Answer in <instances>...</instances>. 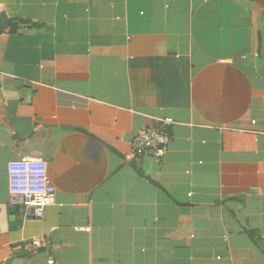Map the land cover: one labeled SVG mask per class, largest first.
Here are the masks:
<instances>
[{
  "label": "crops",
  "instance_id": "0c3cea01",
  "mask_svg": "<svg viewBox=\"0 0 264 264\" xmlns=\"http://www.w3.org/2000/svg\"><path fill=\"white\" fill-rule=\"evenodd\" d=\"M2 12L0 264H264V0ZM161 118L166 156L137 165L132 141ZM15 161L48 164L42 213L12 204Z\"/></svg>",
  "mask_w": 264,
  "mask_h": 264
},
{
  "label": "built area",
  "instance_id": "2783aa9c",
  "mask_svg": "<svg viewBox=\"0 0 264 264\" xmlns=\"http://www.w3.org/2000/svg\"><path fill=\"white\" fill-rule=\"evenodd\" d=\"M222 63H225L224 61ZM175 124L171 118L157 119L155 126L142 129L131 143L130 157L137 165L145 158L162 160L169 149V128ZM9 190L13 205L24 204L37 213L55 202V187L49 178L48 164L43 161H15L8 165ZM46 238H37L27 243V252L46 246ZM48 264H55L49 260Z\"/></svg>",
  "mask_w": 264,
  "mask_h": 264
},
{
  "label": "water",
  "instance_id": "95a60500",
  "mask_svg": "<svg viewBox=\"0 0 264 264\" xmlns=\"http://www.w3.org/2000/svg\"><path fill=\"white\" fill-rule=\"evenodd\" d=\"M11 25V20L8 18L7 14L5 12L0 13V30L8 29ZM8 262L7 264H10Z\"/></svg>",
  "mask_w": 264,
  "mask_h": 264
}]
</instances>
